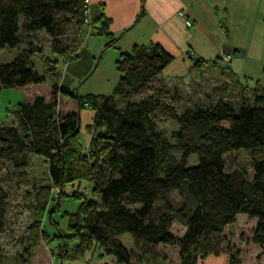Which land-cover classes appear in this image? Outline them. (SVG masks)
Listing matches in <instances>:
<instances>
[{
	"label": "trees",
	"instance_id": "1",
	"mask_svg": "<svg viewBox=\"0 0 264 264\" xmlns=\"http://www.w3.org/2000/svg\"><path fill=\"white\" fill-rule=\"evenodd\" d=\"M92 19L110 35L102 12ZM83 24L82 0H0V49L25 45L12 60L0 62V89L39 83L49 87L46 95L33 94L16 104L15 124L0 126V160L16 170L27 165L30 155L46 164L48 182L39 186L28 225L34 240L24 252L47 235L42 216L50 207V188L62 194L65 185L81 182L87 193L70 195L78 202L74 212L63 213L66 233L52 235L62 244L58 258L74 260L97 248L109 258L106 264H133V255L139 264L163 245L176 247L179 264L219 253L236 263L238 214L254 219L249 242L264 251V85L256 81L249 89L240 86L249 97H241L236 107L218 86L221 92L208 106L177 113L158 92L143 94L173 59L153 44L119 53L118 78L110 93L80 96L53 72L48 76L36 69L31 56L39 47L29 37L43 31L52 53L63 55L68 51L61 38L72 25ZM113 42L110 38L104 47ZM51 62L44 68H52ZM199 65L194 60L190 68ZM220 74L231 79L225 68ZM61 98L68 102L63 107ZM86 107L91 118L84 127L88 140L82 144L78 112ZM157 110L176 125L173 143L156 128ZM238 150L248 153V161L227 168L225 154ZM191 156L194 163L188 165ZM173 191L178 200L170 196ZM7 205L0 188V229ZM173 222L183 227L181 235L170 232ZM123 232L132 238L133 253L117 237Z\"/></svg>",
	"mask_w": 264,
	"mask_h": 264
},
{
	"label": "rangeland",
	"instance_id": "2",
	"mask_svg": "<svg viewBox=\"0 0 264 264\" xmlns=\"http://www.w3.org/2000/svg\"><path fill=\"white\" fill-rule=\"evenodd\" d=\"M89 9L91 12V8ZM89 17L90 19L84 20V24L79 28L72 25L67 34L61 38L62 45L67 46L68 51V53L63 55L52 53L49 38L43 31L36 32L33 36L29 37L31 45L39 47V50L35 51L34 55L31 56V61L36 69L48 76H50L49 72H53L52 75L56 76V79H63L66 84H69V89H72L74 93L80 96L87 94H108L111 92L118 78V72L114 66L115 57L109 61L108 66L98 65L96 68L94 67L97 53H94V57L89 53L95 50L98 41H103L105 36L103 34H94V27L97 25V21L92 19L91 15ZM97 30L102 31L101 28ZM84 41L85 45L83 44ZM24 46V44H20L12 48H1L0 62L12 60ZM107 49L112 51V48ZM225 55L227 56V54L219 55L218 59L222 61L221 57ZM53 59H56V62H53ZM47 62L52 63L50 67L53 69L44 68ZM110 62H112L111 65ZM212 65L200 66L196 70L192 69L191 72L184 70L185 65L180 64L178 67L173 65L168 66L161 74L151 80L144 89L143 94L153 95L158 92V98L162 102L171 105L179 113L183 109L193 106H208L221 92V89H218L219 92L217 91L216 88L218 86L224 88L223 97L232 102L236 107V103L241 97H249L248 92L241 90L240 86H246L249 89L254 85L256 80L264 85V73H262L261 64L250 63L247 66L248 69L244 71L250 78L244 79V73H239L240 77H237V80L234 79L233 75H230L231 79H228L220 74V68H224L222 67L224 64L220 65L218 63L217 65ZM48 90L47 83L0 89V126L15 124L12 112L17 103L26 101L33 94L46 95ZM131 99L136 100L135 97ZM65 103H68L67 100L61 98V107L65 106ZM153 118L157 130L169 142L173 143L175 140L173 134L176 131L175 123L161 110H157ZM222 125L225 126L226 124L222 123ZM84 127V125L79 126L82 144L86 143L88 139ZM193 159L194 156L188 159V165L194 163ZM224 159L227 168L239 167L248 161L249 155L245 150H238L226 153ZM47 182L48 175L45 160L40 156L30 155L27 165L20 170L13 169L10 165L0 160V188L3 189L8 198V205L3 218V227L0 229V264L28 263L31 249L28 250V254L23 249L28 247L34 240L31 231L28 229V225L33 221L36 193L39 186ZM63 191L64 194H61L58 188H50V199L48 201L50 207L42 216V227L47 235L42 236L41 240L45 241L52 248V256H57L62 248V244L58 243L55 240L56 238L52 239V235L57 232L66 233V219L63 213H72L77 207L78 201L74 200L70 195L73 191L83 194L87 193V189L82 182L78 185H65ZM170 196L174 200H178L176 192H171ZM253 221L254 219H248L245 214H238L236 216L234 224L235 237H239L238 241L242 245L244 243L247 246V243H249L250 233L254 226ZM182 231L183 227L179 223L173 222L170 232L178 236L181 235ZM117 237L125 249L133 247L132 238L128 233H120ZM133 251L131 248L132 253ZM175 252V246L157 245L154 247V254H146L139 264H175ZM156 257L162 263H159V260L155 259ZM22 259L25 262H22ZM60 259L61 264H106L109 258L102 255L101 251L95 248L94 250L85 252L81 257L74 260L61 257ZM131 261L133 264L137 263L135 255H133ZM258 264H264V262H259Z\"/></svg>",
	"mask_w": 264,
	"mask_h": 264
},
{
	"label": "crops",
	"instance_id": "3",
	"mask_svg": "<svg viewBox=\"0 0 264 264\" xmlns=\"http://www.w3.org/2000/svg\"><path fill=\"white\" fill-rule=\"evenodd\" d=\"M90 1L89 15L95 17L102 12L108 21L106 30L110 33L107 36L97 30V25L94 27V34L105 36V41H98L95 50L89 53L93 57L97 53L95 68L108 66L111 59L115 57L116 61L119 53L129 52L134 46L149 47L153 44L173 58L168 66L185 65L187 72L193 69L190 64L194 60L200 61L194 70L200 66H213L211 63L217 60V64H224L222 67L237 80L239 73H244L250 63L264 64V0ZM180 10L190 21L189 25L176 16ZM110 38L114 39L113 44L104 47ZM107 48H112V51ZM221 54L229 55V60L220 61L218 57ZM243 78L249 79L250 76L244 73ZM78 118L79 126H85L90 122L91 111L81 109ZM247 244L240 242L239 262L231 263L226 253H219L196 257L193 264L264 262V251L256 244ZM51 249L49 244L39 240L31 248L27 264H61L60 258L51 255ZM175 254V264H179L177 249Z\"/></svg>",
	"mask_w": 264,
	"mask_h": 264
},
{
	"label": "built area",
	"instance_id": "4",
	"mask_svg": "<svg viewBox=\"0 0 264 264\" xmlns=\"http://www.w3.org/2000/svg\"><path fill=\"white\" fill-rule=\"evenodd\" d=\"M90 4H91L90 0H82L84 20L89 19ZM176 16L178 18L182 19L185 25H189L190 24V21L185 17V14H184L183 11H181V10L177 11L176 12ZM221 59H222L223 62H225V61L229 60V57H228V55L227 56L225 55V56H222ZM108 262H109V260L107 261V263Z\"/></svg>",
	"mask_w": 264,
	"mask_h": 264
}]
</instances>
